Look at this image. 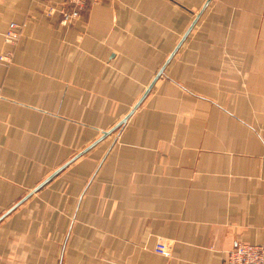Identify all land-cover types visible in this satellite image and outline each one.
Returning <instances> with one entry per match:
<instances>
[{"label": "crops", "instance_id": "0c3cea01", "mask_svg": "<svg viewBox=\"0 0 264 264\" xmlns=\"http://www.w3.org/2000/svg\"><path fill=\"white\" fill-rule=\"evenodd\" d=\"M46 1L0 0V264L264 243V0H97L68 26Z\"/></svg>", "mask_w": 264, "mask_h": 264}, {"label": "built area", "instance_id": "2783aa9c", "mask_svg": "<svg viewBox=\"0 0 264 264\" xmlns=\"http://www.w3.org/2000/svg\"><path fill=\"white\" fill-rule=\"evenodd\" d=\"M97 0H65L55 3L51 0L45 2L44 14L47 17L59 16L60 24L68 26L77 20H81L87 9ZM23 35V25L11 22L5 32V42L10 47H16ZM14 58V50L6 49L0 52V64L9 66ZM155 251L169 257L170 250L163 240L157 242ZM224 264H264V243L252 244L238 241L227 253Z\"/></svg>", "mask_w": 264, "mask_h": 264}, {"label": "water", "instance_id": "95a60500", "mask_svg": "<svg viewBox=\"0 0 264 264\" xmlns=\"http://www.w3.org/2000/svg\"><path fill=\"white\" fill-rule=\"evenodd\" d=\"M191 29H189L188 30V32L190 31ZM179 46H177V48H178ZM176 48V49H177ZM176 49H175V51H176ZM175 51L172 53V55L170 56V58L174 55V53H175ZM169 58V59H170ZM162 74V71H160L158 74H157V76H156V78H155V80L154 81H156L157 79H158V77H160V75ZM151 87H152V85L147 89V91L145 92V94L142 96V98L139 100V102L134 106V108L131 110V112L127 115V116H125V118H123L116 126H114L112 129H110V130H108V131H104L103 133V135L104 136H106V135H108V134H110L111 132H114L116 129H119L120 127H122L126 122H127V120H128V118L133 114V112L135 111V109L139 106V104L142 102V100L145 98V96L148 94V92L150 91V89H151ZM91 147V146H90ZM88 149V148H87ZM86 149V150H87ZM85 150V151H86ZM83 153V152H82ZM16 206H14V208H15Z\"/></svg>", "mask_w": 264, "mask_h": 264}]
</instances>
